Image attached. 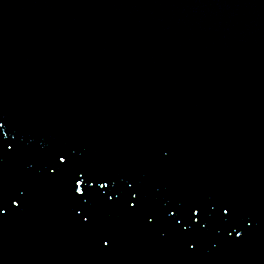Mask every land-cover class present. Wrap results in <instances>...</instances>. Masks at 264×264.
<instances>
[{
  "label": "water",
  "instance_id": "1",
  "mask_svg": "<svg viewBox=\"0 0 264 264\" xmlns=\"http://www.w3.org/2000/svg\"><path fill=\"white\" fill-rule=\"evenodd\" d=\"M257 2H259V5L257 6ZM70 3V2H69ZM17 4V3H16ZM197 4V5H194ZM239 4L240 8L237 7V5ZM232 6L230 11H227L225 14L221 13L220 10L222 8L228 7V6ZM188 8H191L192 11L196 14L197 18H201L204 17L205 21L206 19L210 20V21H218L220 22L221 25V29L223 30L225 29L227 31L226 36H223L220 40L221 41H225V43L222 45V47L220 48V50L225 47H229L230 50L228 51V54L225 55L224 53L220 54L219 56H217L215 59H206L204 60L202 63L205 64V66L208 68V72L205 74H198L195 73L194 69H186L185 72L183 74L181 73V70L184 68V65H180L179 68L174 69L173 71H169L168 74V82H170V89L167 90L168 92H170L171 95L179 97L183 103L187 105V108L189 110H191L194 113L192 116H187V117H183L180 118V116L178 115H174L172 114L170 111H168V108L164 103H161L160 100L158 99H154L157 102L160 103H155L154 108L151 112V115L146 114L145 109L142 105V108H140L138 111L139 115H135L137 117H135L134 115L132 116V118H138L139 120H145L147 122H149L150 120H153V118H155L156 116L152 117V113H161L162 111L165 113H168V117H167V122L164 127L163 130L164 131H168V127L170 126V124L172 126H174L175 122L178 123H182V124H187V128H191L192 126V121L194 120L193 117H199L198 114L203 115V116H207V117H213L211 114L207 113V108H205V106L217 103V98L219 97L220 94L222 95V99L226 100L225 102L228 101H232V100H238V99H242V98H247L248 97V93L245 94V97L243 96L244 93L240 92L239 89L233 87V86H229V85H224L222 86L226 80V78H233L236 79L237 76L240 79H243L244 76L246 75V77L244 79H247V77L249 76H253L254 78H256L258 81L256 82V84L259 82L261 83L260 86H252V88L256 89L255 92H257V90L260 91H264V71L261 72V74H255V70L256 69H262L264 67V0H203V2H200L199 0H192L189 3H186L184 5V8H182L183 10H187ZM250 9H254V12L256 14L255 18H250L248 16V12H250ZM63 16V15H61ZM235 16H242L241 18L243 19V16H245L248 20L249 23H246L244 25V27H242L240 33H242V35L244 36H238L236 34V28L235 26H231V22H230V18L231 17H235ZM196 19V18H195ZM173 20H169V22H172ZM29 22L31 21H26L25 25H27ZM21 22H17V25H19ZM72 23V22H71ZM182 25H185V23H181ZM201 25V21L196 20L194 21L191 26L192 27H200ZM61 26L53 28L55 30H58V32H60L61 30ZM261 30V31H259ZM0 31H4L6 32L5 34L0 35V41H6L10 38V36L12 37V40L14 42H18L19 38L17 37V30H16V26L10 23V18L8 21H1L0 20ZM191 32L194 31V28H192L190 30ZM188 30L186 29L182 34L181 37H187L188 35ZM201 33V32H200ZM13 34V35H11ZM206 35V31L204 32V37ZM177 35H174L172 37V41H174L176 39ZM47 39H49L48 37H46ZM228 39H232L233 41H226ZM6 43V42H5ZM48 45H52V43L49 42ZM169 46H171V44H169ZM54 48V46H52ZM213 45L207 46L206 49H212ZM219 47V46H217ZM237 49L240 50V52L243 53V55H241ZM9 50L11 51H18V48L16 47L15 49L13 48H9ZM51 50V48L49 47V49L47 51ZM157 55L155 57L154 60L149 61L146 66H154V68L156 69V71L159 70L160 66L163 67V62H161V58L162 57H168L166 58V61L171 59L170 56H172L170 54H166L163 51L160 50L159 47H157ZM215 50V48H214ZM170 51V50H169ZM78 52V51H77ZM30 54L31 51L29 50H23L21 54H19V56L15 57V56H10V54H8L7 52L0 54L1 58H0V62H2L0 66H6V63H8L11 68L14 67L15 65L17 66H22L24 64L29 63L30 61ZM65 55L66 58V62H67V68H71V65H73L74 63L78 64L80 61H85L86 57H83L82 59H77L76 56H72V54L70 53V50L66 51L63 53ZM38 60L40 58V54L37 56ZM56 56H52L50 57V60H45L44 62H41V64L43 65V67H40V71H42V76H44V74H48L47 71H51V69L54 67V58ZM61 55L57 58H60ZM170 57V58H169ZM260 57V61L257 60V58ZM52 58V59H51ZM60 62L62 61V58H60L59 60ZM38 62V61H37ZM258 63V65H257ZM85 64V63H84ZM61 65V64H59ZM130 66L129 63H126V66ZM9 66V68H10ZM10 68V69H11ZM8 69V68H7ZM47 70V71H46ZM257 71V70H256ZM25 78V77H24ZM142 76H140L139 78L136 79H131L128 82H139L141 80ZM167 78V77H165ZM164 78V80H165ZM121 81V80H120ZM125 81V80H124ZM123 81V83H124ZM218 84L219 86L215 85ZM258 83V84H259ZM257 84V85H258ZM197 89H203L205 93L199 95V96H194V94L192 93L193 91L197 90ZM218 91H220V94H218ZM5 95V93H3ZM8 94V92L6 93V95ZM91 96L90 98H88V100L91 102L89 104H87V106H85L84 104V98L86 97H82L81 99L78 100V103L80 104V107L76 106V110H72L68 115H66L65 113L64 116L67 117V125L69 124H77L81 125L82 121H86V119H92L95 118L97 116V111L95 110V106L94 104L97 103L99 105V102L102 103L103 100L101 97H94V94H92V92L90 93ZM255 94V93H254ZM198 95V94H197ZM203 95H207V97L202 98L201 96ZM8 96V95H7ZM255 96V95H253ZM252 96V97H253ZM9 97V96H8ZM98 98V100H97ZM97 100V101H96ZM109 104L114 105L116 103L119 102L118 99L112 98V97H107L105 99ZM99 101V102H98ZM126 101H128V95L126 97ZM1 102L3 104H6L8 102V98L5 96ZM174 102V101H173ZM30 107L34 106V102L30 101ZM92 104V105H91ZM5 108V105H3ZM28 107V106H27ZM28 107L27 111H23V119L26 122L24 124V129L22 131V134L19 136V138L17 140H15L14 142H10L7 141V143H12L13 147L11 149V152L8 156L6 155L5 157L2 158V160H0V168L3 166H6L8 169L6 171H0V182L1 185H3V187L5 188V190L9 191L10 193L14 194L15 196H17V198L22 199V203L21 206L18 208V211H16L15 214H18V219L23 218V214L26 216L27 221L30 222L29 226H31L32 222L34 221L35 224L34 225V229L32 231L33 235L39 239V243L41 246H43V250L45 248H47L46 246L52 247L53 244H56L58 241H62L60 243V246H58V248L54 251L52 256H42L44 259H42L43 264L47 263V264H52V263H57V264H74V256L76 253H79L80 249H77L79 247V239L76 242V245H74L73 243L75 242V236L76 234H74V232H79L81 229H85L86 226L88 227V225H86V223H82L80 222L78 219L82 212V208H84L85 206H88L87 209H89L90 205H87L85 203H83L80 207H77L76 209H74V213L72 214L70 212L69 209H67V207H69V202L73 201V203H77L79 202L78 200H75L74 197H72L71 199H67V200H61L60 197L58 196V194L56 195V188L55 186L60 185L62 182L60 180V176L63 175L64 177L67 174H55V176H59L57 178H55L53 176H50V179H46L48 182V186H46L44 188L43 185L37 184V181L39 179V177H42V173H44V170H40L36 169L35 171H31L30 169H27L26 173L22 172V169L24 170V166H29L31 163H35L37 166L42 167L43 163H48V160L45 158L46 156H50L51 153L47 150V141L43 142V143H39V145H35L37 147V149L39 150V148L41 150H36L33 152V150H35L34 148H29L28 151H26V154H22L23 150L26 149V144H29L31 146H34V142L31 141H27L25 140V138H22L23 136H26L27 133H29V129L32 131L33 128V123L31 122L33 120V118L35 117L33 113H31V108ZM34 108V107H32ZM104 108V107H103ZM135 106H127V111L131 110V109H135ZM139 107H137L138 109ZM261 110H264V98L260 99L258 96L256 97V101H255V106L254 107H249L246 108L242 105H240L238 108H233V109H225L222 108L220 109L219 112L217 113L218 119L222 118V117H228L229 120H234L235 117L239 118V116H241V118H248L247 120H251V122H253L252 127H247V129H245V132H247V134H243L241 139H238L236 144H231L228 148H227V153L230 154L231 150L233 149V151H238L241 154V158L242 161L237 162L236 164L240 169V174H242L243 177H239L236 180L235 184H230L227 183L226 185H231V186H235L236 191L239 189V184L244 185L245 187L248 188H252L251 186H253V183H256L258 187V190L260 191L261 189H259V184L264 185V148L258 147V145H263L264 146V131L262 130H258L257 129V121H261L262 119H264V114H261ZM78 111V114H76ZM150 113V112H149ZM76 115V117L74 116ZM101 116V114H100ZM167 116V115H166ZM13 115L10 116L8 119L7 118H3V120L5 122L8 123L9 126L14 125L15 126V122L13 120ZM0 120H2L0 118ZM87 122V121H86ZM189 125V126H188ZM55 126H53L52 128L54 129ZM27 128V129H26ZM145 128V126L143 127ZM173 132L169 131L171 139L169 140L170 142H177L178 140L184 141L185 139V135H184V129L182 130H177L175 127H172ZM41 127L37 128V131H40ZM111 130V127H109L106 130H103V135L107 136L106 138L99 136L98 138H96V140H99L100 143H106L108 146H110V148H116L118 145H120L121 142V138L116 136L113 137L115 134H113L112 136V144H110L106 139L108 138L109 135V131ZM150 127H147L146 130H140L139 134L141 136H144V138H141L140 141L136 142L135 144H132L131 148L134 152L133 154H139L140 148H141V144L144 147V143L145 142L148 146L154 145V142H149V141H153L152 138L148 137L149 133H153L154 131ZM198 129L195 128V131H197ZM203 131V130H202ZM50 132H51V128H50ZM41 131L40 132H33L32 135L40 137V135H42ZM196 135H199L200 132H195ZM86 134L84 133L83 136H81V138H86ZM68 138H72L71 135L67 136L65 139ZM127 138L130 142H134V139L132 138L131 133L127 132ZM240 138V137H239ZM261 138V140H259ZM95 140V141H96ZM218 141H222L221 139H219ZM62 141L58 142V146L60 145ZM84 142V141H83ZM62 151H69V150H75V152L78 154H83L84 152V147L82 145V139L78 142H70L69 144H63L60 145ZM130 148V147H129ZM143 149V148H142ZM254 150L257 155L256 159H253L252 162H247L246 159L249 155V153ZM18 152V154H17ZM34 153V154H33ZM11 155H15V158L13 159V157H10ZM9 157V158H8ZM18 158H21V163L20 165H18ZM1 159V158H0ZM76 159V158H75ZM23 160V162H22ZM76 161V160H75ZM251 163H255L253 165V167L256 168V170H252V168L250 167ZM189 162H186V165H188ZM164 166H169V162L167 160H165L164 162ZM34 167V166H33ZM92 167V166H91ZM181 167V166H180ZM215 167H211V169H214ZM238 169V170H239ZM205 172V171H202ZM184 171L183 172H176L174 174L181 176L184 175ZM199 174V172H198ZM197 174V175H198ZM21 175L25 176V177H21ZM212 176V180L215 181L217 179V174L215 172H213L211 174ZM25 179V180H23ZM59 180V181H57ZM192 180V179H189ZM140 180H138L137 182H139ZM5 182H7L9 184L8 187H5ZM134 182V183H137ZM133 183V184H134ZM250 183V184H248ZM63 184V183H62ZM50 185V186H49ZM122 186V183H120L119 186L115 187V191L118 192V188H120ZM205 188V192H209V194L211 193V196H215V186L214 183L211 181L210 184L204 186ZM110 185H108L107 189H100V193L103 192V194L107 193L108 195H111V193L109 192ZM194 190H197V188H193ZM180 190V195L177 196V198L182 202V199L184 198V202H189L190 200H192L191 197V192H189L190 190H184L183 188H179ZM257 190V191H258ZM21 193L23 194L21 197ZM198 191H195L193 194H197ZM206 193L204 195H206ZM190 194V195H189ZM119 195V194H117ZM59 197V199L57 198ZM115 197V196H113ZM49 199H53L55 202L53 204H47L46 200ZM99 196L98 194L94 195L93 198L90 200L88 199V203L91 204L92 207H94V204H98L99 200H98ZM107 198V197H106ZM174 198V197H173ZM195 198V197H194ZM94 199V200H93ZM196 199V198H195ZM172 199H168L166 200L164 203H171ZM51 201V200H50ZM83 201V200H82ZM84 202V201H83ZM232 203H234L238 208L242 207L245 202L246 199H244L241 202H235V201H231ZM203 203V202H200ZM123 205V204H122ZM211 206V204H210ZM114 208H116V210L119 208L118 204L114 205ZM148 207H146L145 205L143 206H138V208L136 210H141V209H147ZM42 210V211H39ZM98 210V216L99 218L103 221L106 217H108L110 214H112L113 216H111L110 221L112 223L113 228L112 229H118L116 226L120 227L119 224H117L116 222L119 221L123 223L124 226H128L129 223H132L135 221V219L132 218V216L136 215V213L132 212V216L127 217V219L129 221H127L125 218H123V215L120 214H114L113 212H111L109 214L107 208L106 209H102V208H97L96 210H94L95 212ZM49 212H52L51 217L49 218ZM84 212V211H83ZM8 213V212H7ZM41 213H43V218H46V221L48 222V225L46 228H48V230L45 229V227L42 229L43 225H42V217H41ZM96 217V216H94ZM116 225V226H115ZM243 228H245L244 231L247 232L246 235L242 236L241 239L243 240V246H240V248H244V250L246 251L245 247H249L250 251L252 252V250H254L255 247V243H257L260 239V237H262V234L264 233L263 229H260L258 227V225H252L251 229H246L245 225L243 226ZM114 231V230H113ZM116 233H114L113 235H116L115 238H113V236H111L110 238H107L110 244H115L116 242H118L120 240V238L126 236L122 233H119L118 230ZM126 231V230H125ZM84 232H86L88 235L89 232H91L90 229H85ZM103 231L100 233V235H98V238H104V236H102ZM252 234V235H251ZM128 235V234H127ZM138 234L134 233L133 237L136 238ZM73 236V237H72ZM225 236V235H224ZM83 237V236H82ZM93 237V236H92ZM155 237V235L153 236ZM87 238V237H84ZM119 238V240H117ZM88 240V239H87ZM89 241V240H88ZM236 238H234L233 240V244H228V248H232V249H237L235 248V242ZM132 242V240H128L127 243ZM132 244V243H131ZM99 245H96L94 248H97ZM168 247H171V244H167ZM252 247V249H251ZM117 250H115L116 252H119V255H123V253L125 254V250L126 248V243L120 242L118 243V246L116 247ZM143 254H145L144 250H142ZM89 252L88 254V259L87 262L85 264H92L95 263L96 261H98L99 259H102L103 256L102 254H96ZM48 252L43 251L42 255H46ZM93 253V255H92ZM248 253V251H247ZM86 254V255H87ZM19 256H21V253L18 254ZM264 255V254H263ZM80 258L82 255H78ZM124 256V255H123ZM160 256V251L157 249H151V255L149 256V259H157ZM68 257H71V261L68 259ZM246 260L247 257H245ZM50 260H54L51 261ZM127 259L123 258L122 260H116L113 261V259L108 258V264H124L126 262ZM135 261L138 262V264H145L146 261L145 259H141V258H135ZM10 262V260H9ZM9 264V263H7ZM14 264H19L18 261H14Z\"/></svg>",
  "mask_w": 264,
  "mask_h": 264
},
{
  "label": "snow or ice",
  "instance_id": "2",
  "mask_svg": "<svg viewBox=\"0 0 264 264\" xmlns=\"http://www.w3.org/2000/svg\"><path fill=\"white\" fill-rule=\"evenodd\" d=\"M11 131L10 127H6L5 122L0 121V138L7 141ZM12 140H15L14 135ZM6 147L11 150L13 145L9 142ZM48 168L52 173L68 174L72 180L73 192L85 204L88 203V199L92 198L91 189L96 185H98L99 189H107L109 183H112L113 187H115L111 177L99 176L81 167L73 159L70 151L56 152L51 158ZM101 180L105 182H100ZM126 187L128 191L124 194L126 195L125 203L130 209L135 210L138 206H143L146 203L147 197L143 191L134 188L131 183H128ZM22 195L21 193V197ZM104 195L108 201L113 200L112 195L107 193ZM115 199H120V195H116ZM5 201H7V204ZM21 203L22 199L17 198V196L5 190L3 185H0V214L7 213L9 205L19 208ZM165 213L172 221L173 226L179 228L181 234L188 237L185 241V246L191 253L198 251V246L208 240V237L216 228H221L228 237H231L233 233L237 237L247 234L246 231H241V221L237 209L229 203H221L216 206H209L204 203L178 204L165 208ZM81 218L86 222L91 221L94 219V213L85 211ZM148 222L151 223V220ZM243 224L246 229H251L252 227L250 221H243ZM101 243L105 248L108 247L109 241L107 237H104ZM216 246V244H213V247Z\"/></svg>",
  "mask_w": 264,
  "mask_h": 264
}]
</instances>
